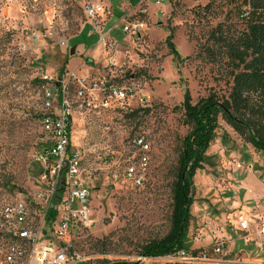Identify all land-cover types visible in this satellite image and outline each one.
Listing matches in <instances>:
<instances>
[{"label":"rangeland","instance_id":"1","mask_svg":"<svg viewBox=\"0 0 264 264\" xmlns=\"http://www.w3.org/2000/svg\"><path fill=\"white\" fill-rule=\"evenodd\" d=\"M240 3L0 0V209L23 203L35 214L48 205L52 180L49 163L37 160L46 141L39 116L44 92L65 86L71 147L85 171L93 221L78 230L73 251L85 264H152L139 249L169 230L174 169L189 131L181 108L184 91L192 104L210 92L227 96L225 60L209 63L202 47L218 25L244 30ZM97 5L106 8L104 16L87 19L85 8ZM124 22L143 27L130 36L122 31ZM168 37L182 62L170 54ZM110 89L124 92V99L109 98ZM137 108L148 112L132 115ZM217 124L203 170L193 178L190 250L205 252L213 264H264V213L247 218L240 182L248 169L264 180V153L243 142L221 117ZM135 138L149 147L142 187L122 177ZM242 218L249 224L244 233L236 229ZM219 241L224 250L215 253ZM5 242L0 235V245Z\"/></svg>","mask_w":264,"mask_h":264},{"label":"trees","instance_id":"2","mask_svg":"<svg viewBox=\"0 0 264 264\" xmlns=\"http://www.w3.org/2000/svg\"><path fill=\"white\" fill-rule=\"evenodd\" d=\"M237 1L243 6L240 18L245 23L244 30L236 33L218 25L207 38L210 44L202 47V54L209 63L225 60L231 86L226 97L210 92L194 104L185 89L181 108L189 131L181 140L174 169L169 230L164 237L140 247L139 255L143 258L162 257L181 250L196 252L190 250L187 239L192 220L190 208L194 203L193 178L197 171L203 170L204 156L218 127V117L243 142L264 153V0ZM203 9L208 10L209 6ZM166 45L173 59L182 62L171 44V37L166 39ZM138 112L145 114L148 110L137 108L132 115L137 116ZM43 116L44 112L39 116L40 121ZM222 143H225L224 138ZM61 194L62 189L57 188L50 202L47 223L55 218L53 208ZM102 264L138 263L103 260Z\"/></svg>","mask_w":264,"mask_h":264},{"label":"built area","instance_id":"3","mask_svg":"<svg viewBox=\"0 0 264 264\" xmlns=\"http://www.w3.org/2000/svg\"><path fill=\"white\" fill-rule=\"evenodd\" d=\"M164 0H155L157 4ZM106 8L88 6L84 10L87 19L103 17ZM143 24L124 22L123 33L138 35ZM85 81V80H84ZM83 89L84 86L81 85ZM109 98L124 99V92L110 89ZM67 88L57 87L46 90L42 98L44 116L41 120L45 145L39 154L38 162L49 163L52 183L48 205L32 214L23 203L4 206L0 209V235L6 239L0 245V264H85L86 260L73 251V240L78 230L89 229L93 221L89 209L90 188L86 185L84 169L77 150L71 147V115L66 99ZM83 92H78L82 97ZM94 95L88 96V103ZM91 99V100H90ZM97 100V98H95ZM129 158L125 161L123 179L136 187H142L147 176L149 147L142 138L132 141ZM57 188L62 189L58 204L53 208L54 220L46 222L50 202ZM236 229L242 233L249 230L246 220L240 219ZM260 235V234H259ZM224 250V242L219 241L214 252ZM230 254V250L226 252ZM157 264H213L205 252L175 251L171 254L145 258ZM130 263V262H128Z\"/></svg>","mask_w":264,"mask_h":264},{"label":"crops","instance_id":"4","mask_svg":"<svg viewBox=\"0 0 264 264\" xmlns=\"http://www.w3.org/2000/svg\"><path fill=\"white\" fill-rule=\"evenodd\" d=\"M240 182H241V189L244 191L243 194H244L245 206L243 207V209L249 213L247 218L249 219L250 217L257 218L259 215L258 214L259 210L262 209V212L264 213V180L261 181L257 173L255 172L253 173L252 170L248 169L243 179ZM260 204L262 206H260ZM233 205L235 206L236 204L233 203ZM247 218L245 219L242 218V219L248 221Z\"/></svg>","mask_w":264,"mask_h":264},{"label":"water","instance_id":"5","mask_svg":"<svg viewBox=\"0 0 264 264\" xmlns=\"http://www.w3.org/2000/svg\"><path fill=\"white\" fill-rule=\"evenodd\" d=\"M74 53V49L72 48L69 52L70 55H72Z\"/></svg>","mask_w":264,"mask_h":264}]
</instances>
